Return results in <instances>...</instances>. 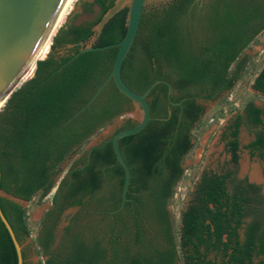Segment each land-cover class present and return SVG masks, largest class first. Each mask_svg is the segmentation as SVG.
Here are the masks:
<instances>
[{
    "label": "trees",
    "instance_id": "obj_1",
    "mask_svg": "<svg viewBox=\"0 0 264 264\" xmlns=\"http://www.w3.org/2000/svg\"><path fill=\"white\" fill-rule=\"evenodd\" d=\"M191 2L168 0L144 8L123 60L120 75L132 90L142 93L161 79L171 84L172 91L168 97L166 84L153 86L146 96L152 118L141 131L118 141L130 182L129 199L117 212L112 210L121 203L124 170L111 142L72 155L99 129L128 112L131 100L110 81L91 104L67 121L111 70L117 46L72 56L78 42L92 37V28L114 0H80L78 11L56 29L49 54L37 60L33 75L1 106L0 210L20 244L30 230L19 201H29L36 193L44 197L56 185L52 206L35 237L34 248L44 257L36 264H174L178 260L182 264H264V194L258 184L236 177L233 169L201 173L181 211L177 238L167 207L183 174L182 159L193 146L191 130L204 112L197 99L214 100L213 89H231L236 83V79L223 82L214 74L207 35L198 40L194 34L195 26L200 28L202 23L193 12L187 13ZM127 13L128 7H123L109 18L93 46L120 41ZM242 17L243 37L248 13ZM224 25L227 29L217 41L231 51L230 61L264 28L263 22L235 47L240 24L228 20ZM252 87L264 96V66ZM135 124L127 118L113 133ZM242 125L253 134L245 148L251 155L263 156L264 107L248 100L225 125L221 137L233 165L238 162ZM66 160L71 165L62 174ZM72 206L77 211L56 242L60 214ZM22 256L23 264H32L23 248ZM0 264H17L1 218Z\"/></svg>",
    "mask_w": 264,
    "mask_h": 264
},
{
    "label": "rangeland",
    "instance_id": "obj_2",
    "mask_svg": "<svg viewBox=\"0 0 264 264\" xmlns=\"http://www.w3.org/2000/svg\"><path fill=\"white\" fill-rule=\"evenodd\" d=\"M79 3L80 0L75 1L73 8L68 15L78 11ZM160 5V3L148 4L145 8L149 9ZM67 16L64 18L63 22ZM52 43L53 40L48 46L45 55L35 60L30 73L21 80L19 85L31 77L36 68L37 60L45 58L49 54ZM61 50V53L65 51V49ZM244 52L246 53L247 61L241 79L237 81L231 89L214 100L201 102L204 112L195 122L191 130L193 146L182 159L183 174L177 182L174 189V195L169 200L167 206L173 219V228L176 238L180 227L181 211L187 205L195 183L203 171L233 169L236 177L246 178L248 181L258 184L261 192L264 194V155L259 156L257 153L251 155L248 149L245 148V145L253 139L252 129L245 125L240 127L238 134V162L236 165H233L230 162V153L226 148L225 140L221 137L225 125L236 111L242 109L245 102L252 100L256 105L264 107V96L252 87L255 74L264 64V30L249 43ZM127 118H132L135 121L133 116L127 112L120 117L115 118L109 124L90 136L76 149L72 157H78L91 146L108 139L115 129L118 128ZM69 162L70 160H66L62 163V174L69 166ZM52 193H48L44 197H40V194L36 193L29 201H19L26 209L27 225L30 230L29 237L21 244V246L25 251L26 260L32 264L44 260V257L37 253L34 245L40 220L46 209L50 206ZM76 211L77 208L73 207L64 210L62 213L56 227V242L60 240L63 228ZM174 264L182 263L178 260Z\"/></svg>",
    "mask_w": 264,
    "mask_h": 264
},
{
    "label": "water",
    "instance_id": "obj_3",
    "mask_svg": "<svg viewBox=\"0 0 264 264\" xmlns=\"http://www.w3.org/2000/svg\"><path fill=\"white\" fill-rule=\"evenodd\" d=\"M67 1L68 0H0V100L5 95L9 97V95L20 86L15 87L22 71L34 57L37 49L56 24ZM164 1L166 0H114V4L92 28L94 31L92 37L88 41L78 42L79 49L72 56L73 58L80 53L90 50H101L113 46L118 47L109 74L95 89L88 101L67 119V121H69L91 104L110 81H113L117 89L132 102V108L127 113L133 116L136 124L132 127L116 131L107 139V141H110L112 144L116 160L124 170L121 203L117 208L113 209L112 212L120 210L125 201L129 199L126 193L130 182V169L123 158L118 141L124 136L133 135L141 131L152 118L146 96L153 86L160 82L166 84L168 87V97H170L172 91L169 82L155 79L144 92L139 93L128 87L120 75L123 60L137 33L144 7L148 4H158ZM123 7H128L126 32L123 38L115 43L93 46L104 24ZM72 45L73 44H67L66 47ZM60 52H62V50H60ZM169 102L174 105H180V102H173L171 100ZM0 218L7 228L14 244L17 254V264H23L22 246L16 239L10 224L3 216L1 210Z\"/></svg>",
    "mask_w": 264,
    "mask_h": 264
},
{
    "label": "flooded vegetation",
    "instance_id": "obj_4",
    "mask_svg": "<svg viewBox=\"0 0 264 264\" xmlns=\"http://www.w3.org/2000/svg\"><path fill=\"white\" fill-rule=\"evenodd\" d=\"M167 1L168 0L160 4L162 5ZM191 12H193V16L197 19V21L202 23V26L200 28L195 26L194 34L196 36V39L200 40L207 35V39H208L207 45L209 47V54L213 59V66L215 68L214 74L223 82H228L233 79H236V82L239 81L241 79L242 72L245 68V64L242 68V60L244 58L247 59L246 53L244 52L246 48L240 50L235 56V58L232 61H230L229 57L231 51L223 47H220L221 44H219L217 40L218 38L221 37L222 34H224V32L227 29V27L224 25L225 22L228 20H232L240 24L238 41L235 43V47H238V45L242 43V39H244L247 35L253 32L254 29H256L264 22V0H192V2L190 3L187 9V13L190 14ZM244 13H248V20H247L248 26L246 25L245 32L242 37V18H243L242 15ZM263 30L264 28L259 33H261ZM257 73L255 74V76L257 75ZM228 90L229 89H225L222 88L221 86H218L215 89H213L212 92L217 94L216 96L217 98ZM208 100H205L203 98H198L197 103L202 106L201 102ZM96 145L97 144H95L94 146ZM91 148L92 146L86 151L88 152ZM70 165H71V161L69 162V166ZM51 206H52V202H50V206L46 209V211L50 209ZM73 207L76 206L67 207L66 209ZM63 212H61L60 217ZM68 223L69 221L65 226H67ZM39 228H40V223L38 230Z\"/></svg>",
    "mask_w": 264,
    "mask_h": 264
},
{
    "label": "bare ground",
    "instance_id": "obj_5",
    "mask_svg": "<svg viewBox=\"0 0 264 264\" xmlns=\"http://www.w3.org/2000/svg\"><path fill=\"white\" fill-rule=\"evenodd\" d=\"M76 0H68L64 9L62 10L60 16L57 19L56 24L54 25V27L52 28V30L48 33V35L46 36V38L44 39L43 43L39 46V48L37 49L34 57L30 60V62L27 64V66L24 68V70L22 71L20 78L17 82V84L15 85V87H17L19 85V83L21 82V80L27 75V73L30 70L31 65L33 64V62L35 61V59L41 55H44L45 52L47 51V45L49 43L52 42L53 37L55 36L56 32H57V28L61 26V23L63 22L64 18L69 14V12L72 10L73 5L75 3ZM57 29V30H56ZM56 30V31H55ZM55 31V32H54ZM53 34V35H52ZM52 35V37L50 38V36ZM50 38V39H49ZM49 39V40H48ZM48 41V42H47ZM47 42V43H46ZM39 58V57H38ZM43 59V58H42ZM33 75V74H32ZM31 75V76H32ZM8 98L7 95H5L1 100H0V107L1 105L4 104L5 100Z\"/></svg>",
    "mask_w": 264,
    "mask_h": 264
},
{
    "label": "built area",
    "instance_id": "obj_6",
    "mask_svg": "<svg viewBox=\"0 0 264 264\" xmlns=\"http://www.w3.org/2000/svg\"><path fill=\"white\" fill-rule=\"evenodd\" d=\"M55 188H56V185L52 188V190H51L49 193L54 192ZM52 194H53V193H52ZM42 262H43V260H42Z\"/></svg>",
    "mask_w": 264,
    "mask_h": 264
}]
</instances>
